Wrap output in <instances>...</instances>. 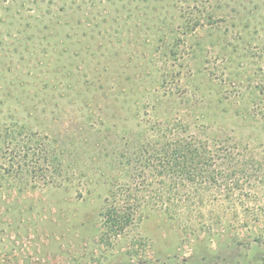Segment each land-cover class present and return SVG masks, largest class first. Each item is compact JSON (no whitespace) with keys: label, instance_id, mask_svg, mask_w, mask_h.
<instances>
[{"label":"rangeland","instance_id":"rangeland-1","mask_svg":"<svg viewBox=\"0 0 264 264\" xmlns=\"http://www.w3.org/2000/svg\"><path fill=\"white\" fill-rule=\"evenodd\" d=\"M261 106L264 0H0V134L24 127L69 169L45 186L0 163V264H264ZM177 120L251 179L189 216L143 205L104 245L111 182Z\"/></svg>","mask_w":264,"mask_h":264},{"label":"trees","instance_id":"trees-1","mask_svg":"<svg viewBox=\"0 0 264 264\" xmlns=\"http://www.w3.org/2000/svg\"><path fill=\"white\" fill-rule=\"evenodd\" d=\"M256 113L264 117V106ZM21 128V131L8 132L4 137L0 134L3 174L18 180H34L45 186L57 184L55 179L61 171L69 170L63 168L61 153L51 149L44 138L28 134L24 127ZM202 132L199 129L198 135L191 131L186 120H177L156 131L159 134L156 144L145 146L128 162L126 177L110 184L100 214L101 243L109 247L114 240L133 229L143 205H167L168 212L179 207L180 212L189 216L197 212L191 207L193 203L204 202L201 191L212 186L231 190L240 181L251 179L252 174L246 166L239 173L224 169L226 164H232L230 156L214 157L209 150L210 143L201 137ZM66 172L63 177L67 179ZM190 186L199 194L182 195L181 191Z\"/></svg>","mask_w":264,"mask_h":264}]
</instances>
